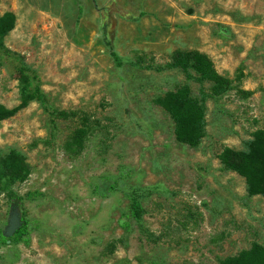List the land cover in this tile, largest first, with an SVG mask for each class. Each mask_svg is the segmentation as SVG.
I'll list each match as a JSON object with an SVG mask.
<instances>
[{
  "label": "rangeland",
  "instance_id": "374dc122",
  "mask_svg": "<svg viewBox=\"0 0 264 264\" xmlns=\"http://www.w3.org/2000/svg\"><path fill=\"white\" fill-rule=\"evenodd\" d=\"M4 12L13 26L0 45V104L19 101L15 54L45 105L29 100L0 119V159L13 151L26 166L10 188L27 221L26 242L4 234L0 190V264H221L264 248V197L247 196L216 157L264 133V0H0ZM175 50L206 55L245 92L205 99L195 146L175 139L162 96L198 84L144 66ZM136 57L143 66L128 62ZM128 191L139 222L125 216Z\"/></svg>",
  "mask_w": 264,
  "mask_h": 264
},
{
  "label": "trees",
  "instance_id": "16d2710c",
  "mask_svg": "<svg viewBox=\"0 0 264 264\" xmlns=\"http://www.w3.org/2000/svg\"><path fill=\"white\" fill-rule=\"evenodd\" d=\"M122 17L131 19L132 16L125 12L120 13ZM102 22L100 30L108 55L114 66L121 65V59L113 50L111 42L106 36L107 22L106 15L101 14ZM13 15L4 12L0 15V45L2 37L12 28ZM16 61L15 78L18 83L19 101L11 107H4L0 104V119L11 116L18 109L23 107L27 101L35 100L41 105H45L44 97L37 87L35 76L28 78L25 73V66L20 56L9 55ZM134 66L140 64L139 57L129 60ZM144 66L160 70L161 68L178 69L185 80H191L198 84L196 94H191L187 83H181L176 88L164 92L162 105L168 113L172 124V132L177 141L188 146H195L204 135V101L208 97L221 95L228 89L235 88L240 93L244 90L236 88V84L231 83L238 80L237 75L227 78L217 73L206 55L193 50H175L170 55V60L161 65L145 64ZM234 80V81H235ZM205 85V86H204ZM82 133V130H79ZM221 167L233 171L244 178V191L247 196L259 195L264 197V133L256 130L251 137L242 140L241 147L233 149L223 147L216 155ZM26 174V166L17 153L10 151L0 159V190L5 192L9 200L8 220L4 228V234L12 240L26 242L27 228L26 218L21 207V201L12 191L10 186L14 182H20ZM127 209L125 216L139 222L142 208L138 196L133 191L126 192ZM125 230L128 228L127 221L120 223ZM4 236L1 238L4 240ZM221 264H264V248L257 244H252L250 248L239 253L224 257Z\"/></svg>",
  "mask_w": 264,
  "mask_h": 264
}]
</instances>
